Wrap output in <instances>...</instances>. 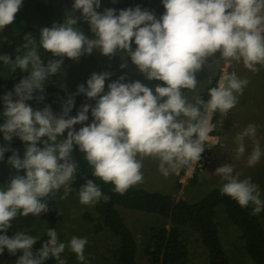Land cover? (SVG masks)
Wrapping results in <instances>:
<instances>
[{
  "label": "clouds",
  "instance_id": "clouds-1",
  "mask_svg": "<svg viewBox=\"0 0 264 264\" xmlns=\"http://www.w3.org/2000/svg\"><path fill=\"white\" fill-rule=\"evenodd\" d=\"M162 4L165 11L157 18L139 6L116 14L113 8L98 12L101 0H74L62 23L40 30L38 43L28 33L25 43L16 49L17 53L23 49V54L15 58L0 55V62L10 72L19 69L27 73L13 90L0 97L3 140L11 142L18 137L25 144L22 157L9 146L0 145V160L12 151L7 162L16 171L0 187V254L5 249L12 255L20 253L16 264H44L50 258L66 264L61 259L66 248L82 264L85 262L86 238L74 236L65 243L54 229H48V239L34 253L37 236L26 231L7 235L18 215L39 216L48 210V197L62 187L65 195L71 191L70 182L77 172L72 159L74 146L83 153L92 175L123 195L142 182L146 157L158 160L164 174L198 162L215 127L213 115H226L235 106L236 94H242L248 81L234 73L218 78L217 85L208 89L207 100L197 97L193 103L185 95L196 90V74L208 67L209 58L219 54L224 60L242 62L253 72L259 71L258 65L264 66V0H162ZM21 7L22 0H0V32L15 22ZM76 10L80 17L72 14ZM81 17L89 24L91 35L77 26ZM40 48L54 58L45 63ZM94 49L105 56L120 54L122 68L128 66L126 57H130L147 80L162 83L153 89L139 80L123 83L121 76L108 83L105 93V81L111 73L94 72L86 81L87 87L78 86V93L96 103L81 105L75 116L69 115L74 96L62 105L60 115H54L48 105L35 108L28 103L45 99L44 86L61 71L65 56L78 61ZM89 110L93 119L85 125ZM77 124L84 126L76 130ZM254 135L255 126L249 125L236 137L239 155L245 151L244 136ZM260 156L257 144L249 166H254ZM215 174L221 178L222 195L242 208L253 205L254 214L264 210L259 186L251 178L234 176L231 164L218 167ZM78 195L80 202L89 206L109 199L93 180L83 184Z\"/></svg>",
  "mask_w": 264,
  "mask_h": 264
},
{
  "label": "rangeland",
  "instance_id": "rangeland-1",
  "mask_svg": "<svg viewBox=\"0 0 264 264\" xmlns=\"http://www.w3.org/2000/svg\"><path fill=\"white\" fill-rule=\"evenodd\" d=\"M38 1L41 0H22V7L16 13V17L27 23L36 24L38 16L32 10V6ZM120 1L101 0V5L110 7ZM144 1H146V10L152 13L159 2V0ZM96 10L100 12V8ZM72 14L75 17L81 16L79 10L74 11ZM83 22L86 21L81 17L77 21V26ZM4 43H12L20 47L25 43V40L16 27L8 25L0 32V55H4L2 51ZM126 59L128 66L122 68L123 61L120 54L105 56L98 49H94L90 54L85 53L78 61L68 58V66L54 81V84L65 89L78 90V86L81 84L87 87L86 81L94 72L97 74L102 72L111 73V76L105 81V93L108 91V83L117 80L121 76H124V80L121 81L123 83L139 80L149 87L156 84L155 80L149 81L146 79L144 74L132 64L130 57H126ZM257 67L259 71L253 72L245 68L242 62L224 60L219 57V54L214 58H209L208 67L196 74L198 80L196 90L185 92L190 102L195 103L198 93L215 75H218L220 79L224 74L234 73L240 79H246L248 81L247 86L243 89L242 94H236L237 102L235 106L226 115L221 114L217 125L218 132L216 135H212V138L208 136L207 139L209 140L205 141V149L198 162L189 164L183 173H181L179 167L170 170L168 174H164L159 168L158 160L146 157L142 162V182L135 185V187L171 192L176 198L184 197L188 201H193L212 186L221 185V178L215 174V171L218 167L231 164L234 176H238L239 179L251 178V181L258 185L260 191L264 193V66L258 65ZM7 71L8 68L0 62V76L5 75ZM249 125L255 126V135L244 136L242 143L245 151L242 155H239L237 151L239 142L236 137L243 133ZM66 132L67 130L64 134L65 137ZM257 144L261 150L260 159L254 166H249L248 160ZM7 160L5 156L3 160H0V187L6 185L10 178L16 174L15 169L11 167ZM194 168H197L198 172L195 179L191 180ZM52 197L56 200L62 215V220L59 223L50 221L45 212H42L39 216H33L32 214L28 216L18 215L11 221L16 232L26 231L30 235L40 237L42 234L47 233L48 229H54L59 240L65 243L74 236L86 238L85 262L83 264H116L112 254L117 244L116 238L107 228L94 232V223L96 222L94 205L82 204L78 193L64 195L57 192ZM220 212V210L217 211L215 220L218 223L219 233L231 262L233 264H252L243 248L238 229ZM121 214L136 237L138 260L146 262L143 253L144 244L149 239L153 228L160 225L163 219L155 214L126 209L122 210ZM259 221L264 227V219L259 218ZM181 230L186 239L188 251L185 263L208 264L206 251L200 243L197 233L189 227ZM61 259L66 264H82L78 261L76 254L68 248L61 254ZM0 264H16V262L13 259H4Z\"/></svg>",
  "mask_w": 264,
  "mask_h": 264
},
{
  "label": "trees",
  "instance_id": "trees-1",
  "mask_svg": "<svg viewBox=\"0 0 264 264\" xmlns=\"http://www.w3.org/2000/svg\"><path fill=\"white\" fill-rule=\"evenodd\" d=\"M74 0H41L35 2L32 10L38 16L36 24L27 23L20 18L15 19L11 25L16 27L25 37L26 34L31 33L39 42L40 30L44 27H51L54 23H62L65 18V13L71 11ZM139 6L142 10H146V1L144 0H121L110 7L101 5L100 12L106 8L119 10L127 9L129 7L135 8ZM165 9L162 0H159L155 7L153 14L159 18ZM39 25V26H38ZM78 27L91 35L89 24L83 22ZM132 47L135 48L133 41ZM18 47L12 43H4L2 45L3 54H8L15 58L17 54H23V49L20 53L16 52ZM40 55L45 63L48 59L54 57L51 53L39 49ZM68 58H63L61 71L48 79L44 86L45 99L37 103L36 100L28 101L29 104L35 108H42L45 105L51 107L54 115H60L62 112V105L69 96H74V106L69 113L70 116H75L80 110L81 105L88 103L95 105L94 99H89L83 93H78V90H69L54 84V81L62 74L68 66ZM27 73L17 69L15 72H6L5 75L0 76V97L6 92L13 90L14 86ZM156 81V84L162 82ZM218 75L212 77L209 83L198 93L197 97L204 100L208 99V89L217 85ZM155 85L151 88L154 89ZM36 95H39L37 93ZM3 112V102L0 99V113ZM89 119L85 122L89 124L92 122L91 110L88 113ZM221 117L220 112H216L212 117V124L215 125L214 130L210 133L216 135L217 125ZM4 118L0 116V123H3ZM84 125L77 124L74 126L76 130ZM67 133V132H66ZM0 145H7L10 149L16 150L22 157L25 151V144L16 137H13L11 142L3 140V134L0 133ZM12 155V151L5 153V157ZM74 161L77 163V172L74 179L70 182L71 191L67 195L78 193L80 187L88 180H93L102 192L109 197L107 201L101 199L94 204L93 209L96 214V222L94 223V232H98L103 228H107L111 234L116 238V246L113 249V257L116 264H186L185 259L188 255L186 247V239L183 235L182 228H192L198 235L199 241L206 251L208 264H233L223 245L218 223L215 220L217 211H221L226 219L234 225L242 239L243 248L250 258L252 264H264V227L259 221V218L264 219V210L259 214L253 213V205L247 208H242L237 201L233 200L227 195H222L220 192L221 185H214L204 192L200 197L193 201H188L184 197L176 198L171 192H163L159 190H149L144 187H131L123 195L113 191V185L105 184L100 179L92 175L91 169L84 159L77 146H74L72 153ZM188 166V165H187ZM187 166L180 167L183 173ZM198 172L197 168L192 171V178L194 180ZM190 180V179H189ZM59 193L65 195L62 187ZM261 199L264 200V193L261 192ZM48 210L45 212L48 219L54 223H59L62 220L61 212L58 208L56 200L50 196L47 198ZM139 211L149 214H155L163 219V222L153 228L149 239L143 247L144 259L146 262H141L137 258L138 244L133 231L128 227L126 221L121 214L122 210ZM85 216L88 217L87 214ZM16 232L14 225L7 231V235L12 236ZM37 243L33 246L32 251L35 253L41 244L48 239L47 233L38 237ZM10 254L6 249L0 254V262L2 260H14L16 262L18 256ZM44 264H58L57 260L50 258Z\"/></svg>",
  "mask_w": 264,
  "mask_h": 264
},
{
  "label": "built area",
  "instance_id": "built-area-1",
  "mask_svg": "<svg viewBox=\"0 0 264 264\" xmlns=\"http://www.w3.org/2000/svg\"><path fill=\"white\" fill-rule=\"evenodd\" d=\"M208 138V137H207ZM206 138V141H208L209 139ZM209 138H212V136H209Z\"/></svg>",
  "mask_w": 264,
  "mask_h": 264
}]
</instances>
